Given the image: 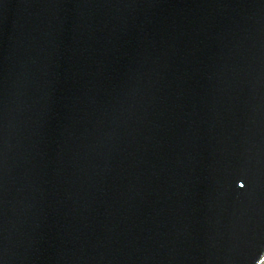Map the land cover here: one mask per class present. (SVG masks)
<instances>
[{
    "label": "water",
    "instance_id": "95a60500",
    "mask_svg": "<svg viewBox=\"0 0 264 264\" xmlns=\"http://www.w3.org/2000/svg\"><path fill=\"white\" fill-rule=\"evenodd\" d=\"M0 264H264V0H0Z\"/></svg>",
    "mask_w": 264,
    "mask_h": 264
},
{
    "label": "snow or ice",
    "instance_id": "6c2138e0",
    "mask_svg": "<svg viewBox=\"0 0 264 264\" xmlns=\"http://www.w3.org/2000/svg\"><path fill=\"white\" fill-rule=\"evenodd\" d=\"M242 187V186H241Z\"/></svg>",
    "mask_w": 264,
    "mask_h": 264
}]
</instances>
